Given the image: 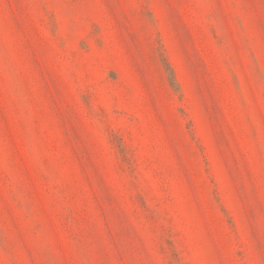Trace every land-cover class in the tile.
Segmentation results:
<instances>
[{"label": "rangeland", "instance_id": "rangeland-1", "mask_svg": "<svg viewBox=\"0 0 264 264\" xmlns=\"http://www.w3.org/2000/svg\"><path fill=\"white\" fill-rule=\"evenodd\" d=\"M0 264H264V0H0Z\"/></svg>", "mask_w": 264, "mask_h": 264}]
</instances>
